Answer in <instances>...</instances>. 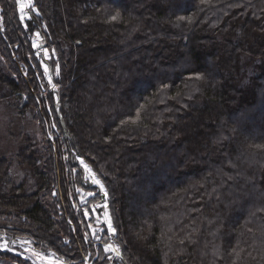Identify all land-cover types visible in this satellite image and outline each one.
Here are the masks:
<instances>
[{
	"label": "trees",
	"instance_id": "1",
	"mask_svg": "<svg viewBox=\"0 0 264 264\" xmlns=\"http://www.w3.org/2000/svg\"><path fill=\"white\" fill-rule=\"evenodd\" d=\"M17 7L0 0V111L17 141L0 154V236L79 263V157L124 264H264V0H33L26 20ZM27 118L40 138L19 131Z\"/></svg>",
	"mask_w": 264,
	"mask_h": 264
},
{
	"label": "rangeland",
	"instance_id": "2",
	"mask_svg": "<svg viewBox=\"0 0 264 264\" xmlns=\"http://www.w3.org/2000/svg\"><path fill=\"white\" fill-rule=\"evenodd\" d=\"M20 1L22 0H17V4L18 5H21L20 4ZM23 3H24V0H23ZM24 7H25V3H24ZM27 10V12H23V15L24 18H30V13H29V10H33L32 7L30 9H25ZM39 45H44V42H43V38L41 36V34L39 32H35L34 35H33V39H32V47L34 48L35 50V54L38 56L39 58V62H40V66L42 67V70H43V73H44V78H45V81L47 82L48 86H49V89L51 91H55V88H54V84H52V82H50L51 80H53V74H54V70L52 69V66L50 64V60L53 58L52 55H50L49 51L45 48V46L43 48H38ZM26 75V74H24ZM54 98H55V101L57 100V96L54 95ZM45 106V107H44ZM48 108V104H41V108L40 110L42 111L43 108ZM1 108V107H0ZM2 111V110H1ZM0 111V154L3 153L6 149L7 150H10L12 149V147H16V145L13 146V144L17 141H12V140H9L5 135V132H4V129L6 127V118L4 117L3 115V111L1 112ZM21 122H18V125H20L19 127V131L22 133L23 131V134H29L30 136H34V134L36 136H38L40 138V128L38 125L34 124L29 118L25 119V120H20ZM21 128V130H20ZM14 131V134H15V131H18L17 129H13ZM50 136V135H49ZM50 139L52 140L51 136H50ZM76 163L78 165V167L81 168V172H82V180L83 182H86L87 184L90 183V178H89V175L87 173V171L82 167V161L85 163V161L79 157H76ZM86 164V163H85ZM87 165V164H86ZM88 166V165H87ZM89 167V166H88ZM93 172V171H92ZM94 174V172H93ZM95 175V174H94ZM97 180H99L101 183L102 181L96 176ZM103 184V183H102ZM85 192H83L81 189L78 190V195H77V198L78 197H81L83 198L85 194H88L89 191L91 190H84ZM95 194H96V197L95 199L92 200H88V203L86 206H82V208L79 206H77L76 209H84L85 211H87V213L85 214L86 215V218L88 217H91L92 216V212L90 211V207H95V203H99L101 202L102 200V204H104V206L107 207L108 205V201H107V194L105 192V190H100L98 188L96 189H93V191ZM84 193V194H83ZM85 199L82 203H85ZM96 209V207H95ZM76 210V212L78 211ZM80 211V210H79ZM81 213V212H79ZM97 215L98 216H101V213L100 212H97ZM84 216V215H83ZM86 218L84 217V221L85 223H87L88 221L86 220ZM102 221V219H101ZM90 222L92 223V220H90ZM89 223V222H88ZM90 225V223H89ZM86 228V229H85ZM85 228L83 229L84 231V235L86 236V251H92L94 252L93 254L94 255H103L104 258H105V261L106 263L105 264H117L116 262V259H113L112 262L110 263L109 261H107L106 259V255L104 254V252L100 249V246L98 247V245H91L90 244V235L88 233V225L87 227L85 226ZM14 240V239H13ZM102 241L105 242L106 239H104V237L102 238ZM106 244V243H105ZM14 246H17V247H26V246H30V244L28 243H24V242H21V243H18L16 241H11V240H8L5 236H0V249H7V250H10L12 252L15 251V249H19L23 252V250L21 248H16ZM6 250V251H7ZM9 251V252H10ZM95 251H97L98 253H95ZM11 252V253H12ZM16 253V252H14ZM86 253V252H85ZM101 253V254H99ZM83 256V255H82ZM97 256V257H98ZM30 262V261H29ZM0 264H8V263H4L2 261H0ZM30 264H32L30 262Z\"/></svg>",
	"mask_w": 264,
	"mask_h": 264
},
{
	"label": "built area",
	"instance_id": "3",
	"mask_svg": "<svg viewBox=\"0 0 264 264\" xmlns=\"http://www.w3.org/2000/svg\"><path fill=\"white\" fill-rule=\"evenodd\" d=\"M96 207V209H95ZM95 207H91L92 210V215H93V225L90 226L89 230V235H90V244L92 245H101L102 250L104 254L106 255L107 261L110 263L112 262L113 259H116L117 264H123L121 263L122 257L117 255L113 250L109 249L106 245L101 244V238L103 232L107 231V236L110 239L109 241L112 242V235H113V228L111 227L110 221H109V216L107 212V207L99 202L98 204L95 205ZM97 212L101 213V216L97 215ZM102 219V221H101ZM105 224V225H104ZM11 241H16L18 243L24 242L30 244V246H14L16 248H21L23 252L19 249H15L14 252L7 250V249H2V250H7L10 251L20 257L28 259L32 264H77V263H69L67 262L64 258L59 257L54 251H40L37 250L33 243L29 239H15ZM117 247L115 246V249ZM1 250V249H0ZM117 250V249H116ZM118 251V250H117ZM94 252L92 251H86L85 254H83L80 262L81 264H93L94 261L96 260L98 255H94ZM97 253V251H95Z\"/></svg>",
	"mask_w": 264,
	"mask_h": 264
},
{
	"label": "water",
	"instance_id": "4",
	"mask_svg": "<svg viewBox=\"0 0 264 264\" xmlns=\"http://www.w3.org/2000/svg\"><path fill=\"white\" fill-rule=\"evenodd\" d=\"M24 3H25V7H23V9H21V5H18L17 7V12L21 15L24 10L27 8V9H30L32 6H33V0H24ZM34 12L37 13V10L35 8H33ZM28 19V18H25V20ZM44 45H39L38 48H43ZM52 84H53V80H51ZM90 168V167H89ZM91 169V168H90ZM90 186L92 188H97L99 187V185L97 183H94L93 180L90 182ZM111 246V245H109Z\"/></svg>",
	"mask_w": 264,
	"mask_h": 264
},
{
	"label": "bare ground",
	"instance_id": "5",
	"mask_svg": "<svg viewBox=\"0 0 264 264\" xmlns=\"http://www.w3.org/2000/svg\"><path fill=\"white\" fill-rule=\"evenodd\" d=\"M20 4L21 5H24V3H23V0L22 1H20ZM25 12H27V10H24ZM23 15V13L21 14V17L22 18H24V16H22ZM82 167L87 171V173H88V175H89V178L91 179V180H93V177H95V175L93 174V172H92V170L82 161ZM90 170V171H89ZM95 179L97 180V178L95 177ZM99 181V180H98ZM99 187H100V190H104V187H103V185H102V183L99 181Z\"/></svg>",
	"mask_w": 264,
	"mask_h": 264
},
{
	"label": "flooded vegetation",
	"instance_id": "6",
	"mask_svg": "<svg viewBox=\"0 0 264 264\" xmlns=\"http://www.w3.org/2000/svg\"><path fill=\"white\" fill-rule=\"evenodd\" d=\"M83 192H84V191H83ZM75 193H76V199H77L78 189L75 191ZM76 202L78 203V201H76ZM71 203H72V205L75 207V203H74V201H71ZM87 203H88V200H86L85 203H82V202L80 203V202H79V205H80V207L82 208V206H86ZM79 210H80V212H81V211H83L84 209H82V210L79 209ZM86 224L89 226V223H88V222H87ZM83 233H84V231H83Z\"/></svg>",
	"mask_w": 264,
	"mask_h": 264
},
{
	"label": "snow or ice",
	"instance_id": "7",
	"mask_svg": "<svg viewBox=\"0 0 264 264\" xmlns=\"http://www.w3.org/2000/svg\"><path fill=\"white\" fill-rule=\"evenodd\" d=\"M23 7H24V5H21V9H23ZM50 82H51V81H50ZM89 171H90V170H89ZM93 182L99 184V181L96 180L95 177H93Z\"/></svg>",
	"mask_w": 264,
	"mask_h": 264
}]
</instances>
